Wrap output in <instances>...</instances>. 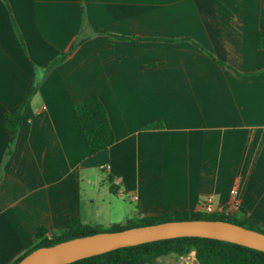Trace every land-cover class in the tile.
Returning <instances> with one entry per match:
<instances>
[{"label":"crops","instance_id":"crops-1","mask_svg":"<svg viewBox=\"0 0 264 264\" xmlns=\"http://www.w3.org/2000/svg\"><path fill=\"white\" fill-rule=\"evenodd\" d=\"M6 1L0 0L1 264L35 242L38 226L50 237L70 218L81 219L82 203H95L83 196L84 186L105 185L107 177L116 196L136 202L132 219L197 211L210 200L264 229V78L239 79L204 51L238 72L264 69V48L256 45L264 0ZM35 77L40 83L9 147L3 112L14 110ZM91 95L104 105L115 137L96 154L73 110ZM155 122L161 126L145 128Z\"/></svg>","mask_w":264,"mask_h":264},{"label":"trees","instance_id":"trees-1","mask_svg":"<svg viewBox=\"0 0 264 264\" xmlns=\"http://www.w3.org/2000/svg\"><path fill=\"white\" fill-rule=\"evenodd\" d=\"M3 1L7 4L6 0ZM7 8L10 15L8 5ZM15 33L22 44V39L18 30L15 29ZM111 37L120 40H129L131 42L150 39L145 37H126L121 35H114ZM161 40L176 41L177 39L163 38ZM192 43L196 47H200L197 43ZM77 44L78 40L73 42L66 52L60 54L46 64L42 68L43 72L47 73L55 65L59 64ZM256 45L259 49L264 48V30L258 31ZM204 51L213 59V61H215L216 64L223 67L229 74L239 79L257 80L264 78V69L249 73L238 72L229 65L214 58L212 54L206 50ZM40 80L41 79L37 77L33 78L25 96L18 102L14 110L3 112V127L9 134V147L15 138L24 111L36 92ZM73 110L85 145L90 154H96L113 144L115 137L108 120L107 111L96 95H91L78 101L74 105ZM160 126V122H155L147 124L145 128H157ZM106 184L110 192L116 194V187L113 185L110 177H107ZM184 219H220L264 232V229L251 223L245 215L229 208L228 206H221L220 209H215L211 212H203L201 210H181L153 217H137L129 222L126 221L124 225H116L112 231L138 225ZM98 231L100 230L97 226L83 223L79 217H73L67 220L65 227L58 234H53L50 237L47 236L48 231L45 227L38 226L35 233V242L16 260H14L12 264H16L19 259L37 247L52 245L63 240L92 234ZM190 252H193L197 264H264L263 251L223 240L193 236L161 239L137 245L124 246L66 264H155L156 259L159 257L170 254L185 256Z\"/></svg>","mask_w":264,"mask_h":264},{"label":"water","instance_id":"water-1","mask_svg":"<svg viewBox=\"0 0 264 264\" xmlns=\"http://www.w3.org/2000/svg\"><path fill=\"white\" fill-rule=\"evenodd\" d=\"M124 224L125 222L121 225ZM183 236L223 240L264 252L262 231L220 219H184L73 237L52 245L37 247L16 264H66L124 246Z\"/></svg>","mask_w":264,"mask_h":264},{"label":"rangeland","instance_id":"rangeland-1","mask_svg":"<svg viewBox=\"0 0 264 264\" xmlns=\"http://www.w3.org/2000/svg\"><path fill=\"white\" fill-rule=\"evenodd\" d=\"M82 193L87 200L95 199L93 206L89 203L87 204L85 201L82 203L81 221L83 223L95 225L100 231H112L116 225H121L123 222L132 220L131 211L135 210L136 202L129 200L126 193H123L122 198H120L108 191L107 184L86 185ZM194 263L195 258L193 252L185 256L170 254L159 257L155 261V264Z\"/></svg>","mask_w":264,"mask_h":264},{"label":"built area","instance_id":"built-area-1","mask_svg":"<svg viewBox=\"0 0 264 264\" xmlns=\"http://www.w3.org/2000/svg\"><path fill=\"white\" fill-rule=\"evenodd\" d=\"M234 192V190H232V193ZM133 198H136V196H133ZM200 209L206 212H211L214 211L217 208H214L212 206V204L210 203V200H205L200 204ZM1 264V262H0Z\"/></svg>","mask_w":264,"mask_h":264}]
</instances>
